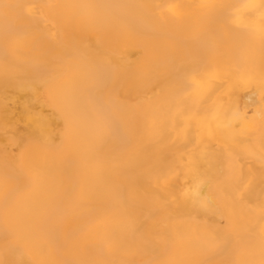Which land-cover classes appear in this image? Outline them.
<instances>
[{"label":"bare ground","instance_id":"bare-ground-1","mask_svg":"<svg viewBox=\"0 0 264 264\" xmlns=\"http://www.w3.org/2000/svg\"><path fill=\"white\" fill-rule=\"evenodd\" d=\"M258 2L0 0V264H259Z\"/></svg>","mask_w":264,"mask_h":264},{"label":"snow or ice","instance_id":"snow-or-ice-1","mask_svg":"<svg viewBox=\"0 0 264 264\" xmlns=\"http://www.w3.org/2000/svg\"><path fill=\"white\" fill-rule=\"evenodd\" d=\"M154 7L159 10L161 20H164L169 15H173V16L177 15L175 11V9L178 7L177 5L161 4V5H155ZM217 7L223 9V12L221 13L223 19H230L235 14V12L233 11V9H235V6L233 5H219ZM242 7L248 10L250 15L259 17L261 23L258 26H255L253 30L259 33L261 41L264 42V0H259L258 3H247ZM199 71L200 69L197 68L190 69V72L192 74H196ZM223 71L227 73V72H231L232 69H223ZM236 72L241 77V79H243L244 82L246 83L247 74L240 72L239 69H237ZM260 127L261 130L264 131V111H261L260 113ZM12 195L13 193H6L5 195L6 202ZM229 264H256V262L249 259H243V260H233L229 262ZM259 264H264V229H262V235H261Z\"/></svg>","mask_w":264,"mask_h":264}]
</instances>
